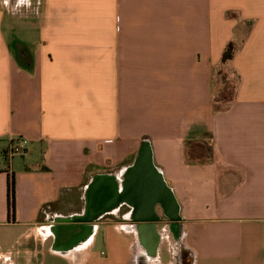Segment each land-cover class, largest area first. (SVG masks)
Instances as JSON below:
<instances>
[{
  "label": "crops",
  "instance_id": "obj_1",
  "mask_svg": "<svg viewBox=\"0 0 264 264\" xmlns=\"http://www.w3.org/2000/svg\"><path fill=\"white\" fill-rule=\"evenodd\" d=\"M18 137L0 264H264V0H0V154ZM144 145L172 198L146 235L107 193Z\"/></svg>",
  "mask_w": 264,
  "mask_h": 264
},
{
  "label": "water",
  "instance_id": "obj_2",
  "mask_svg": "<svg viewBox=\"0 0 264 264\" xmlns=\"http://www.w3.org/2000/svg\"><path fill=\"white\" fill-rule=\"evenodd\" d=\"M124 194L119 196L114 190L115 184L111 183L113 191H107L113 197V203L124 200L134 209V215L139 221L138 230L149 234L155 230L157 215H154L155 206L160 204L163 208L171 204V193L162 179L160 172L153 166L149 147L144 145L132 167L126 172ZM153 243L148 244L152 252L155 251L158 238L154 237Z\"/></svg>",
  "mask_w": 264,
  "mask_h": 264
},
{
  "label": "rangeland",
  "instance_id": "obj_3",
  "mask_svg": "<svg viewBox=\"0 0 264 264\" xmlns=\"http://www.w3.org/2000/svg\"><path fill=\"white\" fill-rule=\"evenodd\" d=\"M233 86L234 79H232V77H229L225 72L217 73L215 77V95L217 101L228 99L229 96L232 94Z\"/></svg>",
  "mask_w": 264,
  "mask_h": 264
},
{
  "label": "trees",
  "instance_id": "obj_4",
  "mask_svg": "<svg viewBox=\"0 0 264 264\" xmlns=\"http://www.w3.org/2000/svg\"><path fill=\"white\" fill-rule=\"evenodd\" d=\"M233 46L230 45L223 57L224 61H228L232 57ZM8 213L9 218L13 219L15 216L16 199H15V177L14 174L8 176Z\"/></svg>",
  "mask_w": 264,
  "mask_h": 264
},
{
  "label": "built area",
  "instance_id": "obj_5",
  "mask_svg": "<svg viewBox=\"0 0 264 264\" xmlns=\"http://www.w3.org/2000/svg\"><path fill=\"white\" fill-rule=\"evenodd\" d=\"M29 141L25 138L18 137L10 143L8 149L0 154V157L10 159L15 155H22L26 152Z\"/></svg>",
  "mask_w": 264,
  "mask_h": 264
},
{
  "label": "flooded vegetation",
  "instance_id": "obj_6",
  "mask_svg": "<svg viewBox=\"0 0 264 264\" xmlns=\"http://www.w3.org/2000/svg\"><path fill=\"white\" fill-rule=\"evenodd\" d=\"M135 216H136V215H134V214H133V216H130V215H129V217H130L131 219H133V220H138V219L135 218ZM157 221H158V218H157Z\"/></svg>",
  "mask_w": 264,
  "mask_h": 264
}]
</instances>
